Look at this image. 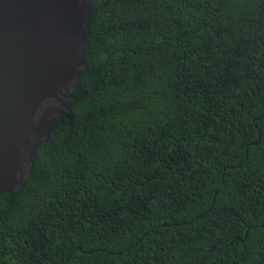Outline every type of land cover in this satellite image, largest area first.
<instances>
[{"label":"trees","instance_id":"trees-1","mask_svg":"<svg viewBox=\"0 0 264 264\" xmlns=\"http://www.w3.org/2000/svg\"><path fill=\"white\" fill-rule=\"evenodd\" d=\"M90 1L0 264H264V0Z\"/></svg>","mask_w":264,"mask_h":264},{"label":"water","instance_id":"water-1","mask_svg":"<svg viewBox=\"0 0 264 264\" xmlns=\"http://www.w3.org/2000/svg\"><path fill=\"white\" fill-rule=\"evenodd\" d=\"M90 0H0V194L16 193L87 71Z\"/></svg>","mask_w":264,"mask_h":264}]
</instances>
